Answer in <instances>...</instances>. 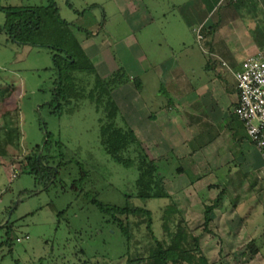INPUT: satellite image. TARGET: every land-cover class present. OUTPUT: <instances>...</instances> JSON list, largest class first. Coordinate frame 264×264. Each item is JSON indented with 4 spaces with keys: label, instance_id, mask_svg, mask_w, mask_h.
<instances>
[{
    "label": "rangeland",
    "instance_id": "rangeland-1",
    "mask_svg": "<svg viewBox=\"0 0 264 264\" xmlns=\"http://www.w3.org/2000/svg\"><path fill=\"white\" fill-rule=\"evenodd\" d=\"M139 1L140 15L153 17L141 28L131 25L115 0H56L61 19L73 23L80 14L94 12L101 20L103 36L140 40L146 46L147 67L162 61L171 47L182 66L187 65L188 57L195 64L205 61L204 40L199 39L205 31L200 27L193 33L186 28V11L198 5L217 6L214 13H218L223 9L219 0ZM226 2L241 13L248 11L237 0ZM0 3L14 8L47 7L50 1ZM12 16L0 10V264H127V238L111 215L93 203L96 198L107 206L151 210L153 232L165 241L170 238L163 215L175 201L182 211L179 221L183 219V225L200 239L213 264H264V213L260 210L249 218L254 239L228 243L226 232L216 229V224L205 230L206 208L189 205L184 193H171L172 198L138 197V167L117 163L107 153L101 141L102 111L96 104L84 97L62 101L58 107L55 51L42 44L49 41V34L33 35L41 43L38 46L18 44L9 34ZM74 29L82 39L84 31ZM111 52L117 59V50ZM118 63L130 77L121 61ZM198 71L201 73L200 67ZM39 146L44 160L55 167V175L44 168L38 176L29 172L25 157ZM177 169V165L172 167ZM164 185L170 187L166 181ZM129 217L133 223L140 221L138 216ZM126 219L122 217L124 222ZM134 234L133 250L145 253L142 240L150 239L147 223L134 226Z\"/></svg>",
    "mask_w": 264,
    "mask_h": 264
},
{
    "label": "crops",
    "instance_id": "crops-1",
    "mask_svg": "<svg viewBox=\"0 0 264 264\" xmlns=\"http://www.w3.org/2000/svg\"><path fill=\"white\" fill-rule=\"evenodd\" d=\"M223 1L218 13L217 6L186 11V28L205 31L201 64L188 57L187 65H180L171 47L162 61L147 67L146 46L136 39L103 36L94 12L80 14L73 23L93 33L83 34L80 41L103 78L116 72L121 61L131 79L138 80L137 87L128 81L113 97L149 156L162 158L167 191L184 193L193 207H214L211 223L226 232L228 243L242 244L254 239L249 225L253 212L264 213V160L235 112L240 100L237 73L249 57L264 56V0H237L248 10L242 13ZM115 2L132 26L153 21L140 15L139 0Z\"/></svg>",
    "mask_w": 264,
    "mask_h": 264
},
{
    "label": "trees",
    "instance_id": "trees-1",
    "mask_svg": "<svg viewBox=\"0 0 264 264\" xmlns=\"http://www.w3.org/2000/svg\"><path fill=\"white\" fill-rule=\"evenodd\" d=\"M47 7H6L1 5L0 10L14 17L9 24V34L18 44L38 46L34 34H49V41L42 42L54 49L56 64V99L58 107L62 101L88 98L102 111L101 141L107 153L117 163L127 167L136 165L139 170L137 179L138 197L143 199L172 198L165 187L166 169L162 166V158L151 159L137 137L134 130L125 121L120 107L113 97V92L131 79L122 70H117L111 76L103 78L95 65L85 53L81 41L74 28L84 31L86 36L93 33L79 27L65 19L60 18V11L56 0H49ZM49 145V142L45 146ZM51 146V145H50ZM27 166L30 173L37 176L43 168L55 175V167L40 154V146L32 153L26 155ZM102 212L111 215L113 223L124 232L129 243L127 264H213L201 248L200 239L195 237L183 219L179 221L182 213L177 202L168 206L164 211L163 220L168 231L169 240L157 238L153 232V213L142 207L107 206L97 198L93 200ZM205 230H209L214 207L205 209ZM130 215L140 217V221L131 222ZM127 216L126 222L122 220ZM178 219V222H177ZM147 223L150 239L142 240L146 243L145 253L133 250L134 226L139 228ZM176 226L177 231L172 229ZM173 227V228H174ZM138 243H140L138 241Z\"/></svg>",
    "mask_w": 264,
    "mask_h": 264
},
{
    "label": "built area",
    "instance_id": "built-area-1",
    "mask_svg": "<svg viewBox=\"0 0 264 264\" xmlns=\"http://www.w3.org/2000/svg\"><path fill=\"white\" fill-rule=\"evenodd\" d=\"M199 39L203 36L199 35ZM237 81L240 100L235 112L264 160V56L258 54L246 59L243 70L237 73Z\"/></svg>",
    "mask_w": 264,
    "mask_h": 264
}]
</instances>
